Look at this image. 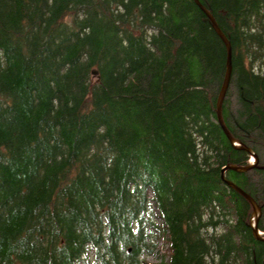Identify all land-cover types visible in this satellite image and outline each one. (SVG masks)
<instances>
[{"label": "trees", "instance_id": "trees-1", "mask_svg": "<svg viewBox=\"0 0 264 264\" xmlns=\"http://www.w3.org/2000/svg\"><path fill=\"white\" fill-rule=\"evenodd\" d=\"M197 1L264 238V0ZM225 56L192 0H0V264H264Z\"/></svg>", "mask_w": 264, "mask_h": 264}, {"label": "water", "instance_id": "water-1", "mask_svg": "<svg viewBox=\"0 0 264 264\" xmlns=\"http://www.w3.org/2000/svg\"><path fill=\"white\" fill-rule=\"evenodd\" d=\"M194 5L197 7V9L204 15L206 21L209 23L211 30L215 34V36L219 39L221 44L223 45L225 49V72H224V77L223 81L220 87V90L218 92V96L216 99V104H215V119H216V124L219 127L220 131L222 132L223 136L229 143V145L236 149V150H241L247 153L250 157L249 164L246 167L243 168H237L233 166H227L225 168H222L220 171V180L222 184L227 188L236 193L238 196H240L242 199H244L249 206L252 209V215L250 218L249 222V228L251 229L252 237L255 241L257 242H264V238H261L262 234L257 231L256 225H257V219L260 216V208L256 205V203L249 197L247 194H245L242 190L237 188L235 185H233L231 182L225 181L223 179V175L227 172H233V173H247L255 168H257V157L248 149L242 147L239 143H237L235 140L231 138V136L228 134L226 131L222 120H221V115H220V110L221 106L223 103V100L225 98V94L228 88L229 80H230V75H231V49L229 46V43L225 39V37L221 34L219 31L218 27L214 23L213 19L211 16L203 9V7L198 3L197 0H192ZM238 147V148H237ZM262 169V168H260Z\"/></svg>", "mask_w": 264, "mask_h": 264}, {"label": "rangeland", "instance_id": "rangeland-1", "mask_svg": "<svg viewBox=\"0 0 264 264\" xmlns=\"http://www.w3.org/2000/svg\"><path fill=\"white\" fill-rule=\"evenodd\" d=\"M228 102L230 103V108L231 110H234L235 109V101L233 98H229L228 99ZM250 159V158H249ZM157 222H159L157 220ZM155 249H154V256H158L159 258L162 256V255H166V247L163 243L162 240H159L156 242V245H155ZM156 259L154 257H147L146 259H143L142 260V264H156Z\"/></svg>", "mask_w": 264, "mask_h": 264}]
</instances>
